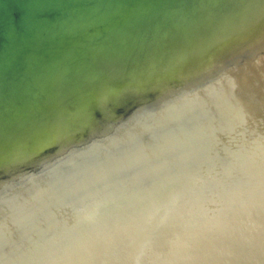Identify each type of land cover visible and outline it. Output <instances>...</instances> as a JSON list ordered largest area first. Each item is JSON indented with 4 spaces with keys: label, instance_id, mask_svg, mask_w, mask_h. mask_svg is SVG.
I'll use <instances>...</instances> for the list:
<instances>
[{
    "label": "bare ground",
    "instance_id": "1",
    "mask_svg": "<svg viewBox=\"0 0 264 264\" xmlns=\"http://www.w3.org/2000/svg\"><path fill=\"white\" fill-rule=\"evenodd\" d=\"M216 4L217 0H0V255L9 253L5 229L18 230V261L30 264L42 242L44 232L38 225L46 204L52 217L64 223L61 227L73 238L69 246L78 255L75 260L65 258L58 244L57 252L45 251L51 259L98 264L94 256L99 252L104 257L124 256L123 264H131L135 245L124 253L116 248L117 223H104L106 213L126 211L130 219L141 222L150 208L134 206V199L159 192L162 196L170 186L165 210L178 209L187 180L204 166L201 161L212 146L219 148L221 137L263 101L264 9L252 8L225 37L204 47L211 30L215 28V35L219 31L213 19ZM243 60L247 69L240 70L249 71L253 82L247 88H234V79L228 85L216 75ZM215 79L218 85L211 87L208 81ZM199 112L209 113L213 120L198 119ZM190 118L195 120L188 123ZM186 123L190 132L200 127L194 134L205 129L198 142L180 146L182 151H197L194 163L177 170L171 161L157 165L153 156L144 155L161 152L157 137L171 130L180 134ZM166 178L173 184L164 189ZM114 198L132 207L100 204ZM97 219L103 226L91 232V222ZM216 246L207 243L201 254L196 246L180 247V252L189 250L185 254L174 253L178 248L170 253L180 259L175 264H203L205 260L198 258L202 254L215 261L212 264H235L225 248ZM208 249L215 253L208 255ZM260 255L262 262L246 257L241 264H264V251Z\"/></svg>",
    "mask_w": 264,
    "mask_h": 264
},
{
    "label": "rangeland",
    "instance_id": "2",
    "mask_svg": "<svg viewBox=\"0 0 264 264\" xmlns=\"http://www.w3.org/2000/svg\"><path fill=\"white\" fill-rule=\"evenodd\" d=\"M232 1L233 0H217L216 11H214V14H213L214 18L213 19H215V21L217 22V25L219 24L216 28V30H218V28H219V31H216L217 35H215V28L211 30L213 33L211 32L210 34H212V35L208 34L209 36H207L205 38V42L208 44L205 43L204 47L209 45V43H211V40L218 42L221 39V36L225 37L226 34L229 33V31L233 30L234 27H237L239 25L241 20L245 19L247 17V15L251 14V11H254L252 8L264 9L263 8L264 7V0H234L233 2ZM229 5H230V7H229ZM258 6H261V7H258ZM235 17H237V19H235ZM227 19H228V21H227ZM229 23H231V26L228 25ZM226 27H228V28H226ZM219 32H220V34H218ZM213 35L216 36L215 39L213 38ZM219 37H220V39H219ZM207 38H209V39H207ZM210 38H213V39H210ZM217 39H219V40H217ZM213 51L214 50L209 52L210 56L212 55ZM246 60L248 62L247 58H246ZM246 60L245 61L243 60L244 62L236 61V63H233V64L230 63V64L226 65L227 67H225V68L223 67L222 70H220L216 75L219 77V79L224 78L226 83H231L228 85H233L232 81L234 79L236 81V83L234 84V88H241V87L247 88L253 82H252V77H251L250 72L249 71H248L249 73L246 72L247 70L243 71L244 70L243 67H246V66H243L246 63ZM242 63H243V65H242ZM240 68L241 69L243 68V70H240ZM237 69H239V70H237ZM245 69H247V67ZM231 78H232V81L229 80ZM217 80L218 79L211 80V81L209 80L208 82H210V84L213 83V86H211V87H215V86L217 87L218 84H216L214 82ZM221 85H222V83L220 84V86L218 88L215 89L217 92H218V90H220L219 88H222ZM261 99H263V101H261L257 106H255V107L253 106V107L249 108V109H251L250 110L251 112L249 111L248 113H246L247 115L245 114L244 118L239 120L240 126L238 125V127L235 130H233L230 133H227L228 135L225 134L221 137V139L222 138L223 139L218 144L219 148L216 147V144L214 146H212L210 155H208V157L205 161L204 160L201 161L204 166H201L199 168V170L196 172L195 176H193V177H191V179L189 178V180H187V181H189V183H186V186H187V187H185L186 189L183 188L184 189L183 195H185V197L184 196L181 197V198H184V200L180 198L177 201L178 202L177 203L178 209H176V210L170 209L168 211L165 210L166 207L164 205L167 204V202H169L166 200V198L168 196L166 193H167V191H169V188L172 190V187H173V186H170L173 184L172 181L166 178L164 181H167V182H165V183H164V181L162 182L164 184L162 188H164L165 185H167L168 187L170 186V187L169 188L166 187L168 189L164 188L165 190L163 189L165 191V193L162 191L164 195L161 196L160 195L161 193L159 192V194L156 193V195H154V196L150 195V196H145L144 198L138 197L137 199H134V201H133L134 206L136 205V207H138L140 205L139 207L141 209H143V207L147 204V205H149V208H150V212L147 213L146 218H144L143 215L139 212V214H140L139 216L143 217V220L141 222L137 223L133 219H130L129 216L126 214V211L122 212V210H119V211H121V214L115 215V216L111 215V214L109 215V213H110L109 211H108V213H106L107 214L106 218L104 220H102L104 223L105 222L108 223V221H110L111 223H112V221L114 223H117L116 224L117 227L115 229V231L117 233V235L115 237L117 240L116 241L117 242L116 248L119 251H122V253H124V252L132 251V249H129V247L132 244L135 245V249L133 248L135 252L132 256L131 264H145V263H149L151 260H154V262L156 264H158L159 261L167 260L165 258H168V257H169L168 258L169 261H167L165 264H175L176 261L180 260V259H178L174 253H179L180 247L185 248V247H189V246L190 247L196 246L199 248L197 250V254H198L202 251L205 252V249H203V247L205 245H207V243L208 244L211 243L212 246L214 245V247L216 245H218V246H216V248L221 247V246L223 247V249L225 248V250H223V252L228 254V256H230V257H228L229 259H232V258H233V260L235 259V261H236L235 264H241L243 262V260L246 259V257L247 258L253 257V259L260 260L262 262L263 258L260 255V251H264V213H263V211H264V106L262 105L264 103V95ZM208 114H207V112H202V113L199 112V113H197L196 116L200 117L198 119H201L203 117H208V119L213 120L211 116H208ZM194 120H195V118L194 119L190 118L188 123L190 121L192 122ZM242 120H244V121H242ZM188 123H186L187 126L183 125L182 127H180L181 131L178 128L179 129L178 131L180 132V134L176 133L174 130L173 131L171 130L172 132L171 131L165 132L164 134L157 137L156 141H157L158 147L161 149V152L160 151L159 152L158 151H152L154 153V155H153L152 152L144 151V155L153 156L152 157V160L154 161L153 163L156 162L157 165L164 164V163H166V161L170 163V161H171L170 166L172 164V165H174V167L178 168L180 166L181 167H184V166L187 167L188 164L194 163L195 162L194 156H196L198 154V153L197 154L195 153L197 151H195V152L194 151H185V150L182 151V150H180V146H184V144H186V142H189L190 140H194V142H196V141L198 142L197 137H198V139H200V136H202L205 129L194 134L196 131L199 130L200 127H197V128L193 127V130H192L193 132H190V130L186 128L189 125ZM194 126H196V124ZM183 130H184V132L182 133ZM188 130H189V132H188ZM169 133H170V135L168 136ZM166 135L169 137V138L167 137L168 140H163V137ZM178 135H180V137ZM193 135H195V137H193ZM161 136H163V137H161ZM187 138H189V139H187ZM183 139H184V141H183ZM180 140H182V141H180ZM173 141H175V142H173ZM177 141H178V143H177ZM170 144H171V147H170ZM230 144H234V145L232 146ZM225 146H226V149H224ZM167 147H168V149H166ZM232 147L233 148L235 147V148L233 149ZM172 148H173V150H172ZM175 151L177 154L175 153ZM158 155L160 156V159H158ZM162 155H163V157H162ZM183 155H185V156H183ZM252 155H253V157H252ZM164 157H165V159H164ZM155 160H157V161H155ZM161 161H162V163H161ZM185 161H186V163H185ZM215 161H216V163H215ZM219 161H221V162H219ZM206 165H207V167H206ZM221 165H223L222 166L223 168L221 167ZM174 167H172V169H174ZM220 167L222 170L220 169ZM230 169H232V170L230 171ZM236 169H238L239 171H237ZM177 170H179V168ZM236 171H237V173H235ZM249 171H251V172H249ZM225 172H226V174H224ZM241 172H243V174H241ZM176 173L178 174V171ZM176 173L174 172L173 174L175 175ZM207 174H209V175H207ZM245 174H246V176H245ZM198 175H200V177ZM239 175H240V177H239ZM201 177H202V180H201ZM217 178H218V181H217ZM223 178H224V180H223ZM204 179H205V181H204ZM196 180H198V181H196ZM241 182H244L243 184H245V185L241 184L239 186V184ZM230 184H231L233 190H232ZM240 188H241V190H240ZM140 190H144V189H140ZM189 192H191V193H189ZM235 194H237V196ZM157 195L159 198L157 197ZM187 195H188V197H187ZM148 197H150V198H148ZM151 198H152V200H151ZM144 199H145V201H144ZM157 199H158V201H157ZM121 200H122V198H117V199L114 198V199L106 201V203L102 202L100 204L112 207L118 203L117 205H119V204L123 205L124 204L123 206L121 205L124 208L132 207L131 204L125 203V200L124 201L123 200L121 201ZM141 200H142V202H141ZM153 200H154V202H153ZM137 201H139V202H137ZM146 201H147V203H145ZM155 201H157V202H155ZM117 205H116V207L118 208ZM129 205H131V206H129ZM160 205H161V207H160ZM152 206H153V209H152ZM122 207H120V208H122ZM243 207L245 210L243 209ZM41 210H42V212H41L42 218H41L40 224L38 226L41 228V230L44 232V234L42 236V242L39 243L40 245L36 249L37 252L34 251V252H36V254H34L29 259L30 264H61L60 262H56L55 261L56 259L55 260L51 259L50 256L48 255V253L45 252V251L57 252L59 250V248H60V251H58V252L62 253L63 255H66L65 258L75 260L74 257L78 256V255L73 253V251L71 250V247L69 246V243L73 240V238L69 234H67L65 232V230L61 227V226H64V223L61 222L60 219H56L55 217H52L53 213L51 214V212L48 209V207L46 206V204H42ZM14 211L16 213H18V212H20V209H17ZM18 214H20V213H18ZM253 216H255V217H253ZM124 218L126 219V221H124L125 220ZM180 219H185V220H184V222L178 223L180 221ZM102 221H100L99 219L93 220L91 222V224H92V231L91 232H96V230L100 229L101 228L100 226L102 225L101 223H103ZM153 222H156V223H153ZM249 222H250V224H248ZM238 225H240V227ZM143 227H144V229H143ZM252 229H254V231ZM17 231L15 233H10L8 231V229H5L6 240H7L8 245H9V248H8L9 253L7 254L8 257L7 256L5 257V255H0V264H7V263L9 264L8 261H10V259H13V261H16V263L20 264V262H19L20 261V231L19 232H17ZM91 232H90V235H95ZM150 234H152V235H150ZM141 237L142 238L144 237V238L142 239ZM138 240H140V241H138ZM207 240H208V242H207ZM257 243H258V245H257ZM58 244H61L59 246V248L57 246ZM228 245H229V247H227ZM236 245H238V246H236ZM247 245H249V246H247ZM224 246H226L228 249H226V247H224ZM177 248H178L177 251H175L174 253H172V252L170 253V250L172 251V250H175ZM239 250H240V252H239ZM245 251H246V253H245ZM252 251H253V253H252ZM254 251H256V254ZM188 252H189V250H185V251H181L180 253L185 254ZM210 252L213 253L214 251L212 249H210V250L208 249L206 251V253L208 255L210 254ZM233 252H234V254H233ZM242 252H243V254H242ZM258 252H259V254H258ZM172 255H175L176 257L174 256V258H172V257L170 258V256H172ZM205 255L202 254V255H199V257H198L200 259L203 258L205 260V262H203V264L215 263V261H213L212 259L206 258ZM234 256H235V258H234ZM108 257L102 256V254H100L99 252L96 253V255L94 256L96 261L100 260V263H98V264H118V263L123 264L124 263L123 262L124 256H120L121 258L116 257L117 259H120V260H117L115 257H112V256H110L109 258ZM193 258H195V257H193ZM132 260H133V262H132ZM237 260H239V261H237ZM241 260H242V262H241ZM216 264H218V263H216ZM219 264H228V262H223V263H219ZM249 264H253V263H249Z\"/></svg>",
    "mask_w": 264,
    "mask_h": 264
}]
</instances>
